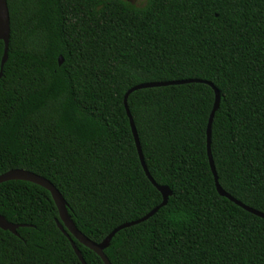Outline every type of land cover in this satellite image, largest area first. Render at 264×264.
<instances>
[{
	"label": "trees",
	"instance_id": "1",
	"mask_svg": "<svg viewBox=\"0 0 264 264\" xmlns=\"http://www.w3.org/2000/svg\"><path fill=\"white\" fill-rule=\"evenodd\" d=\"M7 2L0 175L25 169L49 180L76 227L101 243L163 202L139 157L127 91L200 80L221 94L211 142L219 183L264 213V0ZM3 55L0 42V71ZM214 102L203 82L128 97L146 166L172 196L115 235L105 250L112 264H264V219L216 187L207 149ZM0 215L26 225L19 236L0 228V264H83L45 188L1 184ZM71 239L87 264H104Z\"/></svg>",
	"mask_w": 264,
	"mask_h": 264
},
{
	"label": "water",
	"instance_id": "2",
	"mask_svg": "<svg viewBox=\"0 0 264 264\" xmlns=\"http://www.w3.org/2000/svg\"><path fill=\"white\" fill-rule=\"evenodd\" d=\"M11 31H12L11 30V17H10L8 2L7 0H0V42L4 43V55H3V59L1 63L0 79L2 78V75H3L4 65L6 64L8 60V53H9V47H10V41H11ZM62 63H63V58L59 57V64L62 65ZM196 82H203V83L208 84L209 86L213 88L215 92L214 107L211 112L209 122H208V127H207V149H208V157L210 161V166L215 176L217 190L222 197L229 199L230 201L242 207L244 210L248 211L249 213H252L264 219V213H261L243 204L242 202L238 201L237 199L232 197L229 193H227L219 183L216 167H215L212 152H211V142H212L213 120H214V117L217 111L220 108L221 94L219 90L212 83L206 82V81H200V80H181V81H170V82L142 83V84H138L132 87L131 89L127 91L125 95L124 103H125L128 116L130 118V124H131L132 132L135 138V143H136V147L139 153V157H140L142 166L144 168V171L147 177L149 178L151 183L162 194L163 202L158 207H156L155 209L150 211L148 214L143 216L142 218L135 220V221L126 222L118 226L101 243H95L91 241L76 227L74 221L69 215L68 205H67L66 200L64 199L60 191L46 178L39 176L31 171L25 170V169H12L0 175V185L6 182H10V181H27V182L34 183L36 185H39L45 188L47 191L51 193L52 198L59 212L60 222L57 221V225L59 229L70 239L73 249L76 255L78 256V258L80 259V261L83 264H87L80 249L71 239V236H73L80 244L94 251L102 259L104 264H112L109 258L107 257V255L105 254V250L109 248L115 235L124 229L130 228L135 225H139L149 220L150 218H152L162 207H165L168 204L169 198L172 196V192L169 189V187L158 185L146 166V162L144 159L143 150H142V146H141L140 139L138 136V132H137L133 117L131 116V113L128 108V104H127L128 97L132 93L142 90V89L166 87V86H171V85H184V84H190V83H196ZM23 226H26V225H18V224L11 223L4 216L0 215V228L4 231H9L13 233L14 235L19 236L18 228L23 227Z\"/></svg>",
	"mask_w": 264,
	"mask_h": 264
},
{
	"label": "rangeland",
	"instance_id": "3",
	"mask_svg": "<svg viewBox=\"0 0 264 264\" xmlns=\"http://www.w3.org/2000/svg\"><path fill=\"white\" fill-rule=\"evenodd\" d=\"M145 3H146V0H135V4L134 5H136L138 7H142V6H144Z\"/></svg>",
	"mask_w": 264,
	"mask_h": 264
},
{
	"label": "clouds",
	"instance_id": "4",
	"mask_svg": "<svg viewBox=\"0 0 264 264\" xmlns=\"http://www.w3.org/2000/svg\"><path fill=\"white\" fill-rule=\"evenodd\" d=\"M180 215H182V214H180V213L170 214L169 219H170V221L179 219Z\"/></svg>",
	"mask_w": 264,
	"mask_h": 264
},
{
	"label": "flooded vegetation",
	"instance_id": "5",
	"mask_svg": "<svg viewBox=\"0 0 264 264\" xmlns=\"http://www.w3.org/2000/svg\"><path fill=\"white\" fill-rule=\"evenodd\" d=\"M127 1H129V0H127ZM129 2L132 3L133 5L135 4V0H130Z\"/></svg>",
	"mask_w": 264,
	"mask_h": 264
}]
</instances>
